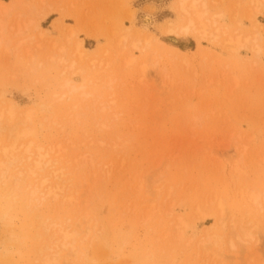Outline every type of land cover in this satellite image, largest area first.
<instances>
[{"label": "rangeland", "instance_id": "1", "mask_svg": "<svg viewBox=\"0 0 264 264\" xmlns=\"http://www.w3.org/2000/svg\"><path fill=\"white\" fill-rule=\"evenodd\" d=\"M178 2L0 0V264L78 222L54 264H264V0H204L223 42L170 33Z\"/></svg>", "mask_w": 264, "mask_h": 264}, {"label": "bare ground", "instance_id": "2", "mask_svg": "<svg viewBox=\"0 0 264 264\" xmlns=\"http://www.w3.org/2000/svg\"><path fill=\"white\" fill-rule=\"evenodd\" d=\"M178 6H179L178 8H179L181 14L186 17V20H185V23H183L182 25H180L176 28L170 29V31H169L170 33L176 34L178 36H188V35L194 34V35H198L201 37H213L215 40L223 42L221 40V38L223 37L222 35L224 33L227 34V31L224 30L221 26H217V22H214L215 25H213L212 23H209L206 21V19H205L206 18V11L204 9H202V7H206V3L204 2V0H179ZM142 21L144 23L143 24L144 29L149 30V28H151L154 25L155 18L150 14H144L142 16ZM72 32L73 31L71 30V34H72ZM125 37H127V35ZM122 38H124V37L122 36ZM154 40H156L158 42V40L156 38H154L153 36H152V38L148 37V39L145 40L146 44H145V46H143V49H145V50L148 49V47H149L148 45L151 42H153ZM247 41H248V39L243 40L241 35H236V37L230 36L228 39H226L224 41V43L226 45H228V47L231 50L238 51L242 47L245 46V43ZM141 43H142V41H138L137 43L133 42L132 46H134L135 48H140L139 46L142 45ZM77 44H78V50H81L80 54L82 57V55H83L82 43L79 42ZM258 50H260V48L259 49L255 48V51L258 52ZM134 62H135L134 59H130V61L128 63L132 64ZM71 68H73V67H71ZM146 68H147L146 66L142 67V72L144 73L143 76H145V74H146ZM68 84H70V83H68ZM10 113H13L12 109H11ZM2 118L3 117L1 116L0 126L2 124ZM24 134H25V132L21 133L20 136H22ZM12 146H14V145H12ZM8 148H10V146H8ZM6 150H7V148H6ZM5 152H7V151H5ZM33 160H34L33 163H34L35 168H33V166H32L30 173H34L35 169L37 167H40V166L51 167V165H53V162H54L53 158L50 155V152L43 153L42 151H40L37 154L36 158ZM21 172H23V171H21ZM21 172H20L19 176L22 174ZM54 173H56V175H57V173L60 174V172L56 171V170ZM17 177H16V179H17ZM19 178H20V180L22 179L21 177H19ZM40 183L41 184H37V185L32 186L33 188L30 189L32 201L33 200H40L41 197H45L47 193L55 192V189L57 188V187L54 188V186H52L50 184L49 178L47 176H45L44 180H41ZM44 189H46V191H44ZM40 195H41V197H40ZM248 197H249L250 201L258 203L261 195L259 193L251 192L248 194ZM218 206H219L221 213L223 215L225 213V203H224L223 199L218 198ZM54 226L55 227L57 226V227L53 231L54 234L49 239V245H47V250L50 251L51 254H48L47 256H45L42 264H54V263L59 262V259L62 256V250L63 249L69 250V253L74 257V259H76L78 254H79L77 244L75 243V238L78 235V228L82 227L81 222L67 224L66 226H59V224H52L50 227L53 228ZM58 226H59V228H58ZM50 227L47 228V230H49ZM244 238L245 239L242 242L245 243L244 246L246 247V250L248 249L249 251H251V248H252L251 241L254 239L253 234L250 232L249 233L245 232ZM233 245H234V243H233ZM66 264H74V263L67 260Z\"/></svg>", "mask_w": 264, "mask_h": 264}]
</instances>
